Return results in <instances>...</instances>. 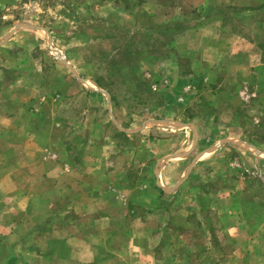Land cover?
<instances>
[{
  "label": "rangeland",
  "instance_id": "rangeland-1",
  "mask_svg": "<svg viewBox=\"0 0 264 264\" xmlns=\"http://www.w3.org/2000/svg\"><path fill=\"white\" fill-rule=\"evenodd\" d=\"M0 264H264V0H0Z\"/></svg>",
  "mask_w": 264,
  "mask_h": 264
}]
</instances>
